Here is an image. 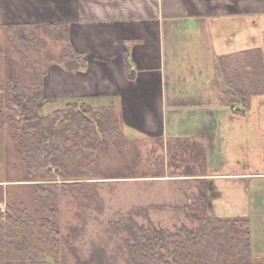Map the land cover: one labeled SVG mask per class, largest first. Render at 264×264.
Instances as JSON below:
<instances>
[{
	"label": "crops",
	"instance_id": "obj_1",
	"mask_svg": "<svg viewBox=\"0 0 264 264\" xmlns=\"http://www.w3.org/2000/svg\"><path fill=\"white\" fill-rule=\"evenodd\" d=\"M27 23L67 25L86 60L49 65L47 101L119 112L126 139L164 152L148 183L202 187L210 216L250 220L264 258V88L228 104L221 66L244 74L259 50L264 67V0H0V28Z\"/></svg>",
	"mask_w": 264,
	"mask_h": 264
},
{
	"label": "trees",
	"instance_id": "obj_2",
	"mask_svg": "<svg viewBox=\"0 0 264 264\" xmlns=\"http://www.w3.org/2000/svg\"><path fill=\"white\" fill-rule=\"evenodd\" d=\"M2 27L7 36L23 48L35 45L38 31L48 29L55 39L64 43L58 58L55 60L48 55V62H63L69 69L86 67L85 58L73 51L65 24H4ZM251 53L247 58L250 66L245 68L244 74L239 73L237 66L228 69L227 58L221 59L226 87L223 94L230 105L244 98L245 106L249 107L251 97L263 91L262 53L259 50ZM126 68L132 77L130 64L127 63ZM9 94L7 104H0V115L3 116L5 107L7 115L4 117L14 127L17 152L30 180L51 184L60 179H83L96 163L98 148L107 144L103 136L117 141L124 139L118 130L120 120L114 118L109 106L92 107L69 102L63 109L44 114L42 110L47 100L42 83L23 90L14 79ZM117 145L120 144L117 142ZM62 183L77 186L84 182ZM40 189L44 196L51 197L48 190ZM207 204L208 197L203 193L184 208L189 216L199 219L200 225L196 229L182 226L175 234L141 229L130 245L132 264H264V258H256L252 253L250 220L247 217L210 216ZM54 217V207L37 223L24 207L13 204L3 210L0 206L1 252H10L20 259L5 264H48L47 256L58 257L57 245L50 246L38 235L40 227L51 234L57 244L60 230ZM116 226L120 227L122 223L118 222Z\"/></svg>",
	"mask_w": 264,
	"mask_h": 264
},
{
	"label": "rangeland",
	"instance_id": "obj_3",
	"mask_svg": "<svg viewBox=\"0 0 264 264\" xmlns=\"http://www.w3.org/2000/svg\"><path fill=\"white\" fill-rule=\"evenodd\" d=\"M63 46L50 30L42 28L35 45L23 48L0 28V104H7L14 79L20 89L36 88L54 63H49L47 56L56 60ZM65 107L48 100L42 113ZM112 114L120 120L119 112ZM4 115L5 107L0 115V206L3 210L13 204L24 207L37 223L48 216L51 207L55 208L54 222L60 230L57 244L51 234L38 228L39 237L59 250L58 257L47 256L48 264H132L130 245L141 229L175 234L182 226L196 229L200 225L199 219L189 216L184 208L197 201L203 194L202 187L169 186L171 192L165 193L163 184L148 183L149 175L164 172V152L159 147L131 140L130 136L121 141L103 136L107 144L98 148L88 176L51 184L33 181L17 152L14 127ZM62 182L84 183L75 186ZM40 188L48 190L51 197L44 196ZM187 192L189 196L194 194L188 202L184 199ZM118 222L122 226L117 227ZM9 260L20 259L0 249V264Z\"/></svg>",
	"mask_w": 264,
	"mask_h": 264
}]
</instances>
